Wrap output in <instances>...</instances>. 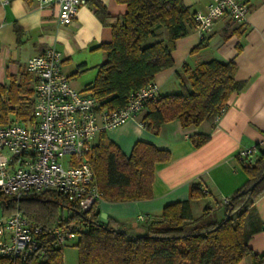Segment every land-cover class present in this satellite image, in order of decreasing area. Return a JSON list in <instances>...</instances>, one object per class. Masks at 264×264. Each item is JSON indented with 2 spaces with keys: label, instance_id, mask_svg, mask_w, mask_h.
Wrapping results in <instances>:
<instances>
[{
  "label": "trees",
  "instance_id": "16d2710c",
  "mask_svg": "<svg viewBox=\"0 0 264 264\" xmlns=\"http://www.w3.org/2000/svg\"><path fill=\"white\" fill-rule=\"evenodd\" d=\"M127 10L110 16L100 0H87L97 18L110 27L111 40L96 48L104 52L94 80L86 86L103 106L123 107L129 95L152 81L157 73L174 65L172 51L176 39L184 36L194 13L183 0H116ZM164 28L167 38L159 29ZM205 46L201 40L192 51ZM177 73L179 91L158 95L145 102L140 122L158 133L162 124L179 120L183 128L198 127L214 121L226 107L234 92L245 86L235 78L233 60L203 61L195 67L182 64ZM32 75L10 77L0 86V123L10 120L26 122L33 118L34 90ZM195 147L203 145L209 135L190 136ZM170 159L167 149L146 141H136L128 155L101 133L87 156L94 171L101 200L126 202L152 197L154 165ZM247 181L225 201L205 204L195 216L192 199L204 195L198 186L190 188L189 199L169 203L158 216L146 219L145 233L134 234L113 216L84 213L75 202L53 192L16 199L0 193V214L21 211L28 219L44 226L38 235L40 246L27 258H3L0 264H63V246H55L49 233L54 225L78 222L83 226L74 246L78 264H237L249 257L251 264H264V252L249 245L251 235L262 227L252 207L264 194V149L253 162H240ZM255 183L249 190V186Z\"/></svg>",
  "mask_w": 264,
  "mask_h": 264
},
{
  "label": "crops",
  "instance_id": "0c3cea01",
  "mask_svg": "<svg viewBox=\"0 0 264 264\" xmlns=\"http://www.w3.org/2000/svg\"><path fill=\"white\" fill-rule=\"evenodd\" d=\"M209 1L183 0L192 13L205 11ZM240 1L249 8L244 22L222 15L200 39L192 21L186 34L175 41L174 65L154 77L160 96L176 93L179 91L177 73L183 72L184 62L193 68L210 59L233 60L237 66L235 78L244 81L245 86L230 96L216 120L192 128H183L179 120H171L162 124L158 133H153L140 122L144 107L135 118L105 132L126 155L138 140L170 152L168 161L154 165L150 199L98 204L100 211L108 212L121 224L130 221V227L137 231L135 234L145 233L146 219L158 216L165 205L189 199L192 186H198L204 193L199 199L190 200L192 212L197 216L205 204L214 205V200L223 202L248 179L237 155L264 138V0ZM100 2L110 16L127 10L125 3L116 0ZM158 32L167 38L164 28ZM110 40V27L97 18L90 3L79 8L72 23L59 25L54 4L39 8L36 0H0V86L7 85L11 76L19 79L22 74H30L25 69L27 60L53 46L64 55L63 71L72 85L85 89L104 60V52L96 47ZM201 40L205 46L192 51ZM30 85L33 87V77ZM198 132L208 134L209 139L195 147L190 136ZM256 157L253 154L251 159L254 161ZM248 207H252L262 222V227L251 235L249 245L262 253L264 194ZM139 215L142 220L138 219ZM63 264H78L77 255L72 252L64 255ZM237 264H251V260L245 257Z\"/></svg>",
  "mask_w": 264,
  "mask_h": 264
},
{
  "label": "built area",
  "instance_id": "2783aa9c",
  "mask_svg": "<svg viewBox=\"0 0 264 264\" xmlns=\"http://www.w3.org/2000/svg\"><path fill=\"white\" fill-rule=\"evenodd\" d=\"M36 2L39 8L56 5L59 25L72 23L79 8L87 4V0ZM248 13V5L240 0H210L205 11L194 13L193 22L203 39L222 15L242 23ZM63 59L62 51L50 46L26 62L25 69L33 77V118L0 123V193L20 199L53 192L89 214L101 201L94 171L87 161L92 146L101 133L135 118L145 102L157 98L159 86L153 79L132 92L123 107L111 109L89 90L72 85L63 71ZM260 149H264V138L241 150L238 161L253 162L251 156ZM138 219L143 217L139 215ZM82 228L74 221L54 225L49 233L55 246H64L76 240ZM43 231V225L19 210L0 214V259L27 258L39 248L38 235Z\"/></svg>",
  "mask_w": 264,
  "mask_h": 264
},
{
  "label": "rangeland",
  "instance_id": "374dc122",
  "mask_svg": "<svg viewBox=\"0 0 264 264\" xmlns=\"http://www.w3.org/2000/svg\"><path fill=\"white\" fill-rule=\"evenodd\" d=\"M106 201H100L99 203H105ZM101 212L102 213H104V214H106V215H108V212H106V211H104V210H101ZM134 222V221H133ZM137 222V221H136ZM135 223V222H134ZM123 224V223H122ZM136 224H140V223H136ZM124 225V227L126 228V229H128L131 233H137V231L136 230H134V228H131L130 227V221L129 222H126V223H124L123 224ZM83 229V228H82ZM74 242H75V240H73V241H71V242H69V243H67L66 245H64L63 246V253H64V255H66L67 254V256H69V254H70V252H72L73 254H76L77 256H78V250H77V247L76 246H74ZM64 255H63V259H64Z\"/></svg>",
  "mask_w": 264,
  "mask_h": 264
},
{
  "label": "water",
  "instance_id": "95a60500",
  "mask_svg": "<svg viewBox=\"0 0 264 264\" xmlns=\"http://www.w3.org/2000/svg\"><path fill=\"white\" fill-rule=\"evenodd\" d=\"M255 183H252L250 186H249V190H251L253 187H254Z\"/></svg>",
  "mask_w": 264,
  "mask_h": 264
}]
</instances>
